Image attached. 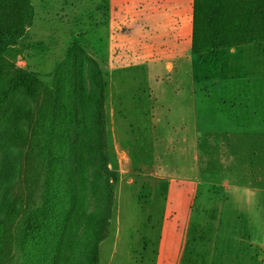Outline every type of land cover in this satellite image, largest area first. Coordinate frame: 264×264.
Segmentation results:
<instances>
[{
    "label": "rangeland",
    "instance_id": "rangeland-1",
    "mask_svg": "<svg viewBox=\"0 0 264 264\" xmlns=\"http://www.w3.org/2000/svg\"><path fill=\"white\" fill-rule=\"evenodd\" d=\"M30 1L16 65L50 86L76 43L104 75L118 181L97 264H264V42L191 54L192 0ZM18 168L3 148L0 207ZM104 197L101 181L97 218ZM94 236L70 264H89Z\"/></svg>",
    "mask_w": 264,
    "mask_h": 264
},
{
    "label": "trees",
    "instance_id": "trees-1",
    "mask_svg": "<svg viewBox=\"0 0 264 264\" xmlns=\"http://www.w3.org/2000/svg\"><path fill=\"white\" fill-rule=\"evenodd\" d=\"M30 0H0V151L17 150L18 177L0 210V264H70L94 229L89 264L110 228L118 174L109 168L106 83L72 44L51 85L16 65L28 49ZM264 42V0H192L193 55ZM104 184V214L92 206Z\"/></svg>",
    "mask_w": 264,
    "mask_h": 264
},
{
    "label": "crops",
    "instance_id": "crops-1",
    "mask_svg": "<svg viewBox=\"0 0 264 264\" xmlns=\"http://www.w3.org/2000/svg\"><path fill=\"white\" fill-rule=\"evenodd\" d=\"M116 31L118 30L117 28L115 29ZM190 43H191V36H190ZM169 58V57H168ZM165 67L167 68V69H171V67H172V65H171V63L168 61V59H166V61H165Z\"/></svg>",
    "mask_w": 264,
    "mask_h": 264
}]
</instances>
